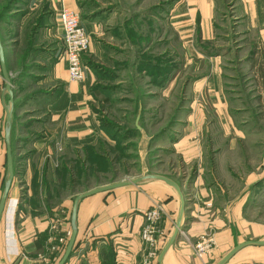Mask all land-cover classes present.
<instances>
[{
    "label": "crops",
    "instance_id": "1",
    "mask_svg": "<svg viewBox=\"0 0 264 264\" xmlns=\"http://www.w3.org/2000/svg\"><path fill=\"white\" fill-rule=\"evenodd\" d=\"M132 1L23 0L24 6L17 10L18 18L0 27L14 95L11 147L15 172L0 228L10 236L9 230L15 228L24 211L27 215L22 218L24 229L30 235L25 247L36 256L51 258L46 264H58L66 250L75 198L104 186L75 189L84 175L89 178L91 147L101 150L108 143L107 133L91 108L95 99L92 92L102 82L98 72L88 66L90 54L85 57V79L80 83L69 81L67 64L59 57L63 36L59 13L64 5L79 10L82 25L92 40H108L106 46L115 49L122 47V43L127 45L128 40L131 49L139 47L140 40L152 42L155 16L159 18L163 37L159 55L166 56L161 68L167 71L179 65L193 70L191 79L186 78L184 83L188 87L186 100L192 96L195 103L214 105L222 119L229 118L225 116L227 109L221 105L228 102L225 88L239 81L238 75L227 71L245 72L246 85L264 88V0H162L157 5L146 0L150 15L146 14L143 23L137 18V0ZM155 9L157 15L153 13ZM95 45H91L89 52L103 54L102 63L107 64L112 57L108 48L102 50ZM176 55L177 64L172 62ZM139 63L136 62L137 70ZM151 65L147 63L146 67ZM117 75L110 87L121 82ZM166 80H160L156 86L166 87ZM5 86L0 66V199L7 179L5 107L10 103V95ZM156 92L148 89V95ZM198 107L187 112L183 130H174L179 137L173 143L157 144V133L146 132L141 126L137 129L142 135L146 132L148 154L155 150L162 154L176 151L181 157L179 163L164 158L155 161L161 156L157 154L150 164L157 169L138 176L170 178L180 185L184 195L181 230L185 235L179 234L162 264H218L238 244L264 240V223L251 218L256 210L248 205L249 183L256 177L264 178V168L257 175L244 174L248 165L223 159L218 148L214 149L215 155L208 153L205 157L200 150L201 136L217 133L211 125L213 112ZM165 134L163 131L159 135ZM160 166H166L170 173L161 171ZM235 167L240 175H236ZM229 183H238L240 190L228 191L225 186ZM181 206L178 192L156 179L82 199L77 213L76 242L66 264H159L158 257L174 231ZM154 209L162 217L154 234L157 243L150 246L143 232L149 226L147 213ZM58 210L65 216L55 221L49 214H57ZM260 213L264 214L263 208ZM11 244L5 235L0 257L13 255ZM200 246L207 247L199 253ZM49 253L52 256H47ZM252 263L264 264V245L242 248L227 264Z\"/></svg>",
    "mask_w": 264,
    "mask_h": 264
},
{
    "label": "rangeland",
    "instance_id": "2",
    "mask_svg": "<svg viewBox=\"0 0 264 264\" xmlns=\"http://www.w3.org/2000/svg\"><path fill=\"white\" fill-rule=\"evenodd\" d=\"M153 1L157 5L162 0ZM132 2L135 3V0ZM144 2L146 0H137L135 3L139 5L137 18L142 23L146 20L144 19L146 14L150 15V7H147V3L144 4ZM125 4L128 7L131 6L130 3ZM7 6H10L12 11L9 13L5 11V14L2 15L1 13L6 10ZM23 6V0H0V15H2L0 27L10 25L14 19H17L19 16L18 7L22 9ZM155 8L157 9V6ZM135 9L133 8V10ZM156 9L153 10L155 15L158 13ZM155 19V38L151 40L152 42L140 40L139 47L131 49L128 40L127 45L122 43V47L115 49L114 47L106 46V41L108 42V40L91 39L92 46L93 43L96 44L95 46L98 45V47L100 45L102 50L107 47V52L112 57L106 62L107 64L102 63L103 54H98L94 49L93 53L87 51L83 56L85 64V57L90 54L91 60L89 61L90 63L88 62V66L98 72L96 74L103 85L96 86V90H94V93L92 92L95 99L92 100L91 108L96 113L100 126L107 133L108 143L106 148L101 150L91 147L88 160L90 167L88 169L85 166L86 170L88 169L89 178L87 174L86 176L84 175L83 180L76 184V190L106 185L113 181H125L128 178H136L146 172L152 173L157 168L150 165L151 159L157 154L161 156L156 157L155 161L164 158L174 163H179L181 157L176 154V151L174 153L166 151L162 154V152L155 150L148 154L146 132L158 134V137L157 135L155 136L157 144H169L172 140H176L179 137V134L174 130L176 129L179 132L180 129L183 130L188 113L198 110V106H203L201 110H206L210 114L213 112L212 118L214 119H211V125L214 127V132L217 133L216 136H201L200 150L203 151L205 157L208 153H210V156L215 155L214 149L218 148V155L221 154L224 157L223 159L227 158L235 164L239 161L247 164L244 174L257 175L264 168V88L246 85L245 72L227 71L226 73L239 76L237 85L225 88L228 102L221 104L227 109L228 114L226 113L225 116L230 119H222L220 113H216L217 108H213L215 107L214 105L195 103L192 101V96L186 100L188 87L184 83L186 78L191 79L194 74L193 70H185L184 66L180 67L177 65V67L171 66L167 71L166 69L162 70L163 73L158 70V73H155L158 75H150L154 64L162 66L166 60V56L159 55L163 50V37L160 32L162 27L159 28L158 26L160 19H157L156 16ZM146 48L147 52L141 54L143 49L145 50ZM150 49L153 51L152 53ZM167 57L172 59L173 56ZM175 57L172 62L175 61V64H177L179 56L176 55ZM158 58H162L164 62L160 63ZM136 62H140L138 70L135 68ZM147 63L152 64V66L146 67ZM107 65L109 68L106 67ZM115 75L121 79V82L117 86L110 87ZM136 75L139 77L136 78ZM164 78H167L166 81L168 82L166 87L160 88V86H156V83L152 84L154 80L160 81ZM146 84L150 86L148 87ZM105 85H108V87ZM148 89L157 92L155 95H153L154 93H149L148 95ZM161 89L164 90L162 91ZM159 90L161 91L158 93ZM105 95L108 97H105ZM104 98H106V101ZM218 110L221 109L218 108ZM139 112H141L139 125L144 127L146 131L143 135L136 128V118ZM163 131L166 134L163 136L159 135ZM184 132L188 133L190 130H185ZM207 145L210 146L209 149ZM230 147L233 148V151H224ZM76 170L77 175H79L77 167ZM160 170L170 173L166 166H160ZM235 172L237 173H235L236 175L241 174L236 167ZM84 179L85 182H83ZM237 184L229 183L225 187L226 189L228 188V191H239L241 185L238 186ZM248 190L250 191L248 200L250 204L248 205L256 210L255 215L251 218H256L254 220L264 223V214L260 213L262 208L264 210V178L259 179V177H256V179H252ZM53 202H56V200L53 199ZM58 203H60V200ZM26 216L24 211L21 212L15 228L9 230L10 236L0 228V247L2 248L3 239L6 235L8 244L10 240L12 241L11 250L13 255L16 254L14 257H12L13 255L11 257H0V264H46L52 260L49 257H40L41 254L36 256L35 252L25 247L30 240L28 231L24 229L23 219ZM49 216L55 221H59L65 215L58 210L57 214L52 213ZM60 233L64 235V233ZM57 243L60 242L57 241ZM14 244L17 246L15 247ZM56 252V250L53 251L54 256ZM1 253L3 254V250L0 251ZM47 256H52V253Z\"/></svg>",
    "mask_w": 264,
    "mask_h": 264
},
{
    "label": "water",
    "instance_id": "3",
    "mask_svg": "<svg viewBox=\"0 0 264 264\" xmlns=\"http://www.w3.org/2000/svg\"><path fill=\"white\" fill-rule=\"evenodd\" d=\"M0 66L2 69V75L3 78L6 82V92L10 95V103L6 105L5 110H6V126H5V144H6V158H7V179L5 181L4 185V190L0 199V219L2 217V214L4 212L6 202L8 200L9 196V190L12 185L13 179H14V161H13V155H12V147H11V130H12V124H13V107H14V95L12 91V81L11 78L8 74L7 68H6V61H5V52H4V46L2 39L0 37ZM141 117V112H139L137 118H136V128L141 129L139 125ZM151 179H156V180H161L166 182L167 184L171 185L179 194L180 199H181V212L179 214V217L177 219V222L174 227V231L167 242L166 246L163 248L161 251L159 257H158V262L159 264H162V260L168 249L174 244L175 240L178 238L179 234H181L182 230V221L184 217V211H185V200H184V195L181 190L180 185L171 180L170 178L161 176V175H147V176H142L138 178H133V179H127L125 181H120V182H113L111 184H107L98 188H95L93 190H89L87 192H84L82 194H79L75 200H74V205H73V210H72V215H71V226H72V232L71 236L69 238L68 244L66 246V250L58 262V264H66L68 262V259L72 253L74 244L76 242V237L78 233V228H77V213H78V207L82 199L97 194L101 192H106V191H111L113 189L119 188V187H125V186H130V185H138L143 181L146 180H151ZM248 245H264V240H256V241H245L243 243L238 244L234 249H232L218 264H227L230 259L242 248L248 246Z\"/></svg>",
    "mask_w": 264,
    "mask_h": 264
},
{
    "label": "built area",
    "instance_id": "4",
    "mask_svg": "<svg viewBox=\"0 0 264 264\" xmlns=\"http://www.w3.org/2000/svg\"><path fill=\"white\" fill-rule=\"evenodd\" d=\"M60 23L63 31L60 59L65 60L70 82L80 83L85 79L84 54L90 50L91 38L81 22L79 10L63 6L59 13ZM162 214L154 209L147 213L149 226L143 232V238L150 246H155L157 240L154 238L156 224L160 221ZM181 234L185 235L182 231ZM207 246H200L198 251H204ZM155 255V253H151Z\"/></svg>",
    "mask_w": 264,
    "mask_h": 264
},
{
    "label": "trees",
    "instance_id": "5",
    "mask_svg": "<svg viewBox=\"0 0 264 264\" xmlns=\"http://www.w3.org/2000/svg\"><path fill=\"white\" fill-rule=\"evenodd\" d=\"M5 9H6V10H4V11L1 13L2 15L5 14V13H4L5 11H6L7 13H9V12L12 11L11 8H10V6H7ZM2 15H0V21H2V20H1ZM158 61H159L160 63L164 62L162 58H158ZM164 63H165V62H164ZM151 66H152V65H151ZM149 67H150V66H149ZM152 69H153V70H152V72L150 73V75H152V74H153L154 76H155V75H158V74H155V73H158V70L160 71V73H163V72H162L163 69L161 68L160 65H156V64H154V66L152 67ZM165 69H166V68H165ZM160 73H159V74H160ZM153 83H154V84H155V83H156V84H159V81L154 80ZM97 87H99V86H97ZM4 185H5V184H4ZM3 190H4V187H3Z\"/></svg>",
    "mask_w": 264,
    "mask_h": 264
}]
</instances>
